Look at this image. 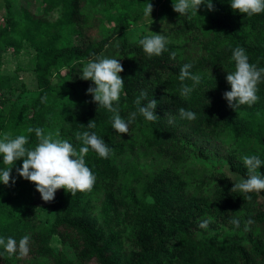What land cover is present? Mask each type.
I'll use <instances>...</instances> for the list:
<instances>
[{"label":"trees","instance_id":"16d2710c","mask_svg":"<svg viewBox=\"0 0 264 264\" xmlns=\"http://www.w3.org/2000/svg\"><path fill=\"white\" fill-rule=\"evenodd\" d=\"M149 3L154 10L156 3L151 0ZM42 4L47 8L45 13L21 6L23 17L18 19L7 1L4 20L0 22V69L8 46L20 48L24 40L30 41L37 50L35 72L39 90L26 103L12 106L0 117V129L10 136H28L27 146L31 147L37 138L27 129L40 127L43 134L67 139L78 153L81 141L76 139V133L92 123L93 127L87 130L102 138L111 152L101 158L90 149L84 162L95 175L92 187L73 194L60 188L48 203H38L34 182L19 177L15 168L21 161L15 162L9 183L0 184V235L17 240L29 235V250L23 256L5 252L0 256V264H170L177 254L200 256L203 252L216 253L228 264L263 263L264 203L260 197L264 190L247 194L233 190V181L222 169L211 171L210 176L217 180L208 182L207 189L203 184L192 190H186L184 184L173 187L168 167L157 181L146 185L147 179L123 163L140 145L153 153L156 146L173 144L169 127L180 128L196 122L199 111L204 113L200 129L231 144L236 157L257 155L264 161V123H257L255 118L257 110L264 109V79L257 84L258 99L252 105L234 109L222 96L230 87L225 76L233 70L230 60L233 48L242 47L249 63L264 67V12L247 16L232 10L228 0H212L211 11L202 4L197 14L179 16L173 11L171 0H165L161 6L173 18L179 39L167 42V50L160 55L148 56L138 43L128 41L125 30L137 16L141 17L139 8L143 10L147 0H43ZM88 4L100 6L102 13L97 20L110 16L115 22L114 27L102 36L96 35L97 38L93 37L96 30L86 13ZM59 8L61 15L56 20L46 16ZM66 29L76 43L65 42ZM114 39H118L117 54L122 66L118 74L124 90L114 104L121 117L136 111L134 100L143 90L149 91L146 99L153 97L157 107L172 106V124L166 117L158 116V123L148 127L147 121L137 114L128 133H115L110 126L112 113L86 94L91 81L73 76L83 62L100 55ZM184 63H190L189 71L201 76L200 83L187 97L179 96V88L181 83L191 81L177 79ZM10 86V77L0 70V90ZM62 86L69 90L62 98L68 111L61 123L53 124L47 132L46 124L55 115L58 88ZM211 96L214 100L208 101ZM180 107L193 111L195 118L180 119L177 112ZM256 171L264 176V166ZM237 172L242 177L247 174L245 170ZM155 174L151 173L150 179ZM12 176L16 177L14 183ZM123 181L133 189L128 199L117 195ZM142 186L143 193L137 195L136 190ZM92 188L106 191L100 216L94 214L90 203ZM49 207L55 212L51 225L38 215ZM30 215H34L31 220ZM210 215L228 220L226 227L231 231L228 240H218V231L214 234L215 241L208 242L205 234L196 230L199 222L208 220ZM230 218H237L240 226L234 227ZM247 221L251 223L245 230ZM122 224L129 229L126 238ZM56 234L63 246L59 253L51 244Z\"/></svg>","mask_w":264,"mask_h":264},{"label":"clouds","instance_id":"9594fccd","mask_svg":"<svg viewBox=\"0 0 264 264\" xmlns=\"http://www.w3.org/2000/svg\"><path fill=\"white\" fill-rule=\"evenodd\" d=\"M211 11L212 0H171L174 12L179 16L190 13L197 14V9L202 5ZM230 8L247 16L264 12V0H228ZM152 6L147 0L146 6L142 10L143 18H150ZM161 31L159 33L149 31L145 26V34L139 36L136 41L148 56H158L162 51H166L167 33L171 25H166L162 19L160 21ZM174 56L175 53H169ZM230 60L233 62V70L227 71L225 80L230 86L229 90L223 92L222 96L227 101L229 107L236 109L240 105H252L257 97V84L264 79V67H257L254 63H249L248 56L242 47H235L231 50ZM192 68L190 63H184L180 69L177 79L181 82L187 80L191 84L181 83L179 96H189L193 89L200 83L199 73L189 71ZM122 71V66L118 58L98 55L94 59L83 62L80 68L79 77L83 80L91 81L86 94L91 95V100L98 106H102L112 113L110 126L115 133H128L129 125L136 119L137 114L146 121H155L158 116L154 114L156 101L146 99V93L141 90L136 96L134 104L136 111L129 112L126 118H122L114 102L118 101L121 93L123 80L118 73ZM143 101V103H142ZM180 119L193 120L195 113L190 109L180 107L177 109ZM168 123H172L169 118ZM93 127L92 123L85 126L83 132L76 133V139L81 141L78 149L67 139L54 137L52 134H43L40 127H29L28 133H34L37 143L34 146H27L28 136L0 133V184L7 185L10 180V172L17 160L20 166L15 168V172L20 178L34 182L36 191L43 201H51L54 192L58 188H64L72 194L76 191H85L92 187L95 182V175L84 162V156L91 149L99 157L106 158L111 149L105 141L98 137L94 131H88ZM243 164L247 169L245 177L233 183L232 189L240 193L259 192L264 190V176L256 170L264 166V161L257 155H246L242 157ZM12 183L16 177L12 176ZM229 222L234 227L240 226L237 218H230ZM251 221L245 222V230ZM208 224L206 219L199 222V228H205ZM29 235L25 234L18 240L12 236L0 235V256L5 252L8 255H26L29 250Z\"/></svg>","mask_w":264,"mask_h":264},{"label":"rangeland","instance_id":"374dc122","mask_svg":"<svg viewBox=\"0 0 264 264\" xmlns=\"http://www.w3.org/2000/svg\"><path fill=\"white\" fill-rule=\"evenodd\" d=\"M7 1L11 4V10L16 18L20 19L23 17V12L21 6H26L30 10L35 12L45 13L47 8L43 3V0H0V22L4 20V16L7 10ZM165 0H151L152 3H156V7L150 13V18H143L142 8H139L138 15L135 19L136 21L125 28L128 32V41L132 44H137L139 36L145 34V26L149 31L159 33L161 31L160 21L163 19L166 25H171L168 29V39L167 42H176L179 39V34L175 32V24L173 18L168 14L166 8H162L161 4ZM89 9L86 13L90 14V21L95 27L96 34L93 36L97 38L96 35H103L107 33L112 27H114L115 22L111 20V17H103L98 19L97 17L101 15L102 10L100 6L95 4L87 5ZM61 15V9H56L52 12H47L46 16L50 20H56ZM96 18V19H95ZM65 42L68 44H73L75 42L73 35L69 29H66L63 33ZM74 40V42H73ZM76 43V42H75ZM118 39H114L110 42V45L105 51L100 55L111 56L119 59L117 54ZM37 50L35 45L30 41L24 40L20 48L14 46H8L3 52L2 56V66L1 72L10 77L11 86L9 89L0 90V117L7 114L9 109L14 105H22L26 103L29 99L38 94V82L35 72V66L37 63ZM98 56V55H97ZM96 57V56H95ZM94 57V58H95ZM92 58V59H94ZM54 75L56 71H53ZM80 75V68L77 72L73 73V76ZM119 75V74H118ZM55 80V77H53ZM66 86L58 88V102L57 108L55 109V115L51 118V122H47L46 131L48 132L53 124H60L62 118L67 113L66 104L63 97L67 95L69 90ZM123 90V86L122 89ZM146 94L149 91H145ZM62 99V100H61ZM147 99H153V97L148 96ZM214 98L211 96L208 101H213ZM169 108H154V114L156 116L166 117L167 121L172 114V106ZM199 118L195 122H188L183 127L170 126L169 131L173 134V144H167L165 146H156L155 153L146 152L144 146H138L133 154L129 158L124 159V167H133L138 175L143 176L147 181L145 184H149L157 181L158 176L163 174L167 169L170 170V175L172 178V186L177 187V185L184 184L187 189H195L197 185H202L207 189L208 182L214 183L217 179L215 176H210L213 169L226 171L230 176L233 183L238 181L242 176L237 172L241 170L247 171L245 165L243 164L242 158H238L234 155L232 150V145L229 143H224V139L218 137L216 134H209L202 127L200 129L199 121L204 118V113L199 111ZM257 123H264V109H258L255 114ZM158 123V117L155 121H147V126L150 127ZM172 124V123H171ZM167 128H163L165 132ZM0 133H4L0 129ZM53 135V134H52ZM54 136V135H53ZM248 141V140H246ZM247 145H250L249 142ZM242 152H244L242 150ZM246 155V154H243ZM134 157V159H132ZM156 173L153 178L150 179V174ZM166 173V171L164 172ZM218 176V174H216ZM35 187V186H34ZM144 186L136 190L137 195L143 193ZM60 188L56 189L54 194H56ZM106 191L104 189H91V199L90 203L94 207V214L97 216L101 215L103 200L106 197ZM133 189L129 186L127 181H123L121 187L118 191V196L128 199L131 196ZM38 193V192H36ZM38 203H48L49 201H43L40 195L36 196ZM260 201L264 203V192H261ZM120 211H123L119 208ZM41 220L51 225L55 220V212L52 208L45 209L42 213L38 212ZM34 215L29 216V220L33 219ZM224 217L223 219L216 216H208V224L205 228H196L199 233L205 234L204 238L208 242L215 241L214 234L218 231L220 238L218 240L224 241L228 240L229 233L226 224L228 220ZM225 220V221H224ZM121 229L125 230L123 237L129 235V229L126 225H120ZM51 244L55 252L59 253L60 249L63 247L59 236L56 234L51 240ZM170 264H228L224 259L219 257L213 252H203L200 256L188 255V254H177ZM256 264H264L256 263Z\"/></svg>","mask_w":264,"mask_h":264}]
</instances>
